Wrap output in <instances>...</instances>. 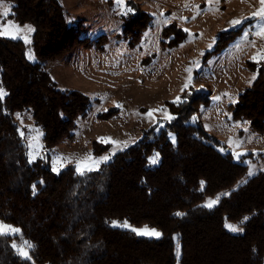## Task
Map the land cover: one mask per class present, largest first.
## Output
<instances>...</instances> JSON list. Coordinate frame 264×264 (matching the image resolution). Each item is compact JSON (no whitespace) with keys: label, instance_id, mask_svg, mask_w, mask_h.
Here are the masks:
<instances>
[{"label":"trees","instance_id":"16d2710c","mask_svg":"<svg viewBox=\"0 0 264 264\" xmlns=\"http://www.w3.org/2000/svg\"><path fill=\"white\" fill-rule=\"evenodd\" d=\"M4 1L12 5L14 21L34 26L32 42L40 61L62 59L77 46L103 50L108 43L106 36L80 40L57 0ZM128 6L121 38L136 48L152 17L138 3ZM239 31L222 34L214 52ZM163 38L174 48L186 33L172 24ZM253 68L255 81L229 109L235 121H247L263 134L264 62ZM0 87L7 93L0 99V221L20 230L17 236L0 234V264H264V172L235 188L247 167L221 153V142L201 121L192 122L210 104L209 94L185 90L170 104V124L148 130L98 171L78 174L69 166L56 174L47 161L30 162L15 117L30 112L51 149L73 137L77 120L91 110L90 99L59 90L40 63L28 61L23 41L2 37ZM156 152L160 164L150 168ZM224 191L230 193L216 207L202 206ZM226 220L240 224L243 233H230ZM114 221L156 228L162 237H141L112 227ZM25 242L30 259L13 247Z\"/></svg>","mask_w":264,"mask_h":264},{"label":"rangeland","instance_id":"374dc122","mask_svg":"<svg viewBox=\"0 0 264 264\" xmlns=\"http://www.w3.org/2000/svg\"><path fill=\"white\" fill-rule=\"evenodd\" d=\"M57 1L65 12L68 26L78 29L80 40L106 36L108 43L103 50L77 46L62 59L40 61L32 42L34 31L24 30L25 26L32 29L34 26L14 21L12 5L0 0L8 11L7 16L0 15V25L13 24L21 29L16 38L0 37L23 41L28 61L40 63L59 90L80 92L91 103L88 115L77 120L73 137L51 149L45 147L43 131L35 126L31 113L17 114L15 118L28 146L30 162L47 161L57 174L69 166L76 169L77 164L89 155L95 160L109 157L92 170L98 171L114 156L142 140L148 130L153 127L160 130L170 124L174 120L170 104L177 103L185 90L194 88L209 94L211 102L200 109L192 122L201 121L205 130L221 142L222 146L217 149L223 154H231L235 162L247 167L246 178L235 188L264 172V133L252 131L247 121H235L229 109L255 81L254 65L264 62L260 58L264 54V39L257 35L264 28V18L258 15L262 7L260 0H212V3L209 0H122L121 4L117 0ZM129 2L138 3L152 17L151 27L136 48H130L121 38ZM3 11L0 7V13ZM172 24L185 31L186 38L178 46L169 48V39L163 38V31ZM237 29L240 31L227 46L214 52L222 34ZM111 112L113 114L105 118ZM101 138L119 143L101 142ZM169 139L176 143L174 133ZM157 154V162L151 163ZM160 161L159 153H154L149 161L150 168L159 166ZM250 171L252 175H249ZM229 193L224 191L208 197L202 206L214 208ZM211 201L215 203L207 207ZM114 222L112 227L136 235L132 229L160 233L158 238L138 235L141 237H162L156 228L135 226L127 221ZM125 222L128 227L124 226ZM0 224L18 230L1 235L20 234L18 228L1 221ZM227 225L237 226L238 230L231 231ZM225 226L234 235L243 233L238 223L226 220ZM175 241L179 256L177 237ZM13 247L20 257L30 259L28 243H15ZM21 250L29 258L22 256Z\"/></svg>","mask_w":264,"mask_h":264},{"label":"snow or ice","instance_id":"6c2138e0","mask_svg":"<svg viewBox=\"0 0 264 264\" xmlns=\"http://www.w3.org/2000/svg\"><path fill=\"white\" fill-rule=\"evenodd\" d=\"M218 2V0H217ZM118 4L122 3V0H117ZM209 3H212V0H209ZM260 3L262 5L258 15L262 18H264V0H260ZM0 7L4 8V11L2 13H0V15L3 16H7L8 15V11H7V6L0 4ZM234 24L236 23H240V21H233ZM25 31L27 32H32L34 31V29H32L29 26H25ZM21 31V29L19 28V26L13 25V24H8V25H0V35H10L12 38H16V33ZM258 36H260L262 39H264V28H261L260 32L257 33ZM26 42L27 41L26 39ZM31 58V57H30ZM261 59H264V54H261ZM252 79H255V76L252 77ZM7 95V93H5L2 89V87H0V99H3V96ZM149 115L151 116V113H149ZM101 142H107V143H114V144H118L119 142L116 141H111L110 138L108 139H104L101 138ZM239 155V154H238ZM109 159V157H102L99 160H95L93 159L90 155L88 157H86L84 160L80 161L77 164V172L83 174L84 171H92L94 170L100 163L105 162ZM158 160V154L156 157L152 158L151 163H156ZM253 173L250 171L249 175H252ZM203 184V182H201ZM215 203V201H211L209 202V204H207V207H211L213 204ZM177 215H180L179 213H177ZM247 219V218H245ZM115 223V222H114ZM125 227H128L127 223L125 222L124 224ZM227 227L231 230V231H237L238 228L237 226H233V225H227ZM10 231H18V230H14V229H10L8 226L2 225L0 224V234H6ZM132 231L136 232L138 235H151V236H155V237H159L160 233L156 232L155 230H148V229H143V230H138V229H132ZM20 254L22 256H24L25 258H29L27 256V253L24 252L23 250H21Z\"/></svg>","mask_w":264,"mask_h":264}]
</instances>
